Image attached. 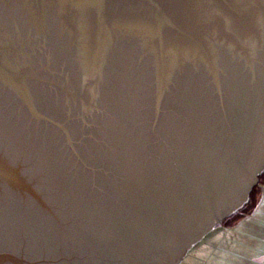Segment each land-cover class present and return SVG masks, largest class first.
Returning <instances> with one entry per match:
<instances>
[{
  "label": "water",
  "instance_id": "1",
  "mask_svg": "<svg viewBox=\"0 0 264 264\" xmlns=\"http://www.w3.org/2000/svg\"><path fill=\"white\" fill-rule=\"evenodd\" d=\"M264 172V0H0V264H179Z\"/></svg>",
  "mask_w": 264,
  "mask_h": 264
},
{
  "label": "rangeland",
  "instance_id": "2",
  "mask_svg": "<svg viewBox=\"0 0 264 264\" xmlns=\"http://www.w3.org/2000/svg\"><path fill=\"white\" fill-rule=\"evenodd\" d=\"M258 183H261V185L264 183V176L259 178ZM261 185H257L254 187L248 201L241 209L238 210V212H235L231 216L226 217L219 226H217L214 230L210 231L203 238H201V240L188 251L186 256L179 264H224L222 259L224 257V254H221L220 251L224 249V241H226V238L233 239L228 241H243V239L245 238L243 236L246 235L250 239H255L256 241H264L263 202L252 214H250L251 216L246 214L251 211L252 207H254V205L256 204ZM242 216H245V218L242 219ZM253 225L261 227L259 231L260 233H254L249 230V227H252ZM203 241H218V248L221 250L217 252L209 251V249L201 244ZM212 253L217 257V260L214 259L212 261ZM202 257L204 258L201 260L200 258Z\"/></svg>",
  "mask_w": 264,
  "mask_h": 264
},
{
  "label": "crops",
  "instance_id": "3",
  "mask_svg": "<svg viewBox=\"0 0 264 264\" xmlns=\"http://www.w3.org/2000/svg\"><path fill=\"white\" fill-rule=\"evenodd\" d=\"M264 183L261 185L259 190V196L257 198L256 204L252 207L251 211L246 213L247 215L252 214L263 202L264 207ZM262 207V208H263ZM251 216V215H250ZM245 216H242L244 219ZM260 226L253 225L249 227L251 232H259ZM260 233V232H259ZM262 236V235H259ZM243 241H228L233 240L232 238H226L224 241V249L218 248V241H203L201 244L204 245L209 251L217 252L220 251L224 254L223 262L224 264H264V241H256L255 239H250L246 235ZM204 257L200 258L201 260ZM217 257L212 253V261ZM217 260V259H216Z\"/></svg>",
  "mask_w": 264,
  "mask_h": 264
},
{
  "label": "trees",
  "instance_id": "4",
  "mask_svg": "<svg viewBox=\"0 0 264 264\" xmlns=\"http://www.w3.org/2000/svg\"><path fill=\"white\" fill-rule=\"evenodd\" d=\"M262 176H264V172H263V174L260 176V177H262ZM257 185H261V183H257ZM257 185H255V186H257ZM254 186V187H255ZM254 189V188H253ZM252 192V191H251Z\"/></svg>",
  "mask_w": 264,
  "mask_h": 264
}]
</instances>
